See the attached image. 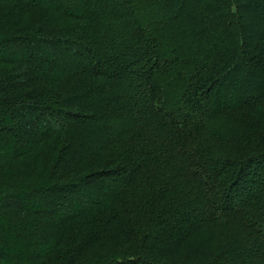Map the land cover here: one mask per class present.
<instances>
[{"label":"trees","instance_id":"1","mask_svg":"<svg viewBox=\"0 0 264 264\" xmlns=\"http://www.w3.org/2000/svg\"><path fill=\"white\" fill-rule=\"evenodd\" d=\"M0 264H264V0H0Z\"/></svg>","mask_w":264,"mask_h":264},{"label":"rangeland","instance_id":"2","mask_svg":"<svg viewBox=\"0 0 264 264\" xmlns=\"http://www.w3.org/2000/svg\"><path fill=\"white\" fill-rule=\"evenodd\" d=\"M201 1L204 3V2H207L208 0H201ZM228 83H229V82H227L226 84L229 85L230 83H229V84H228ZM220 98H221V97H220ZM222 98H223V97H222ZM1 121H2L1 123L4 124V123L6 122L5 117H4ZM39 203L42 204L43 201L40 200ZM39 203H38V201H37L36 205H39ZM66 209H67V208H61V209H58L57 212L61 213V212H63V211L66 210Z\"/></svg>","mask_w":264,"mask_h":264}]
</instances>
